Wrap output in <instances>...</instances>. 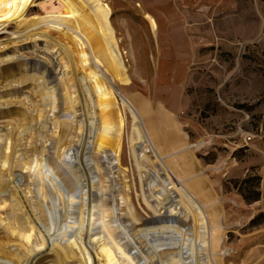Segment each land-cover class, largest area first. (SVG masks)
<instances>
[{"label":"bare ground","instance_id":"bare-ground-1","mask_svg":"<svg viewBox=\"0 0 264 264\" xmlns=\"http://www.w3.org/2000/svg\"><path fill=\"white\" fill-rule=\"evenodd\" d=\"M32 1L0 0V264H224L226 212L203 172L177 169L192 144L163 150L149 102V160L132 158L155 225L133 203L132 80L111 6L44 0L32 13ZM137 141L132 120V154Z\"/></svg>","mask_w":264,"mask_h":264},{"label":"rangeland","instance_id":"rangeland-1","mask_svg":"<svg viewBox=\"0 0 264 264\" xmlns=\"http://www.w3.org/2000/svg\"><path fill=\"white\" fill-rule=\"evenodd\" d=\"M41 1H32V13L40 11ZM106 1L132 80L123 87L129 128L122 167L132 176L137 211L155 225L142 198V169L132 158L139 162L143 154L149 160V102L163 150L192 144L177 169L184 175L203 172V188L219 197L226 212L222 250L231 254L224 264H264V0ZM8 37L2 33L0 39ZM132 120L135 154L128 145Z\"/></svg>","mask_w":264,"mask_h":264}]
</instances>
